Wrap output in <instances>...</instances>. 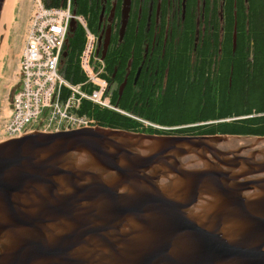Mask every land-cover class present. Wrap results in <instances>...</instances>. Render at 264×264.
<instances>
[{"label":"water","instance_id":"1","mask_svg":"<svg viewBox=\"0 0 264 264\" xmlns=\"http://www.w3.org/2000/svg\"><path fill=\"white\" fill-rule=\"evenodd\" d=\"M22 3L0 0V99ZM0 264H264V134L96 125L2 141Z\"/></svg>","mask_w":264,"mask_h":264},{"label":"trees","instance_id":"2","mask_svg":"<svg viewBox=\"0 0 264 264\" xmlns=\"http://www.w3.org/2000/svg\"><path fill=\"white\" fill-rule=\"evenodd\" d=\"M213 1L214 27L209 39L202 41L201 36L193 50L196 18L188 10L183 24L173 25L169 34L174 37L172 42L164 57L162 50L157 52L145 80L139 79L134 85L131 78L121 97L118 89L111 90L116 108L84 99L78 114L94 118L97 125L151 134H264V0H221L222 37L217 0ZM66 2L45 0L47 6L53 7L65 6ZM190 3L197 4L196 0ZM73 9L87 18L91 29L100 32L98 0H74ZM135 24L134 19L121 42L118 24L105 58L103 75L109 79L115 73L118 84L124 81L125 67L133 53L135 63L139 61L144 36L153 35V31L145 32V20L137 24L138 31ZM84 45L85 29L78 24L69 33L67 55L62 56L60 64V72L76 84L86 81L80 66ZM193 52L197 53L194 62L190 56ZM69 94L70 90L63 88V97Z\"/></svg>","mask_w":264,"mask_h":264},{"label":"built area","instance_id":"3","mask_svg":"<svg viewBox=\"0 0 264 264\" xmlns=\"http://www.w3.org/2000/svg\"><path fill=\"white\" fill-rule=\"evenodd\" d=\"M28 30L18 58V81L21 87L9 102L8 118L3 128L10 138L29 132H58L96 126L94 118L79 115L84 98L108 108L112 102L108 79L103 75L105 63L97 48L99 33L91 29L87 18L77 14L71 0L65 6H47L45 0H30ZM76 20L85 29V45L80 66L87 75L83 83H73L60 72L61 55L67 42L70 24ZM97 86L92 93L86 88ZM63 88L70 94L63 97ZM35 124H37L35 126Z\"/></svg>","mask_w":264,"mask_h":264},{"label":"flooded vegetation","instance_id":"4","mask_svg":"<svg viewBox=\"0 0 264 264\" xmlns=\"http://www.w3.org/2000/svg\"><path fill=\"white\" fill-rule=\"evenodd\" d=\"M196 3V5H192L191 3L189 4V0H131V9L129 12L127 26L129 27L130 25H132L134 19L137 22L138 26L140 21L145 20V32L150 33L151 31H153V35L148 38L144 36L143 53L141 54L139 61L135 63L134 53L130 60H128L125 67L124 81L121 84H118L116 82L115 73H112V75L108 79L109 85L111 86L112 90L118 89L119 96L121 97L127 83L130 81L131 78L133 80L132 83H134V85L138 83L139 79L144 78L145 80V75L147 74V72L153 69V64L157 52L162 50V57H164L166 49L172 42V39L174 37L169 36V34L172 33L175 21L177 20L181 23L184 22L186 20L188 10L190 15L195 14V9L199 7L201 3L204 11L207 6H210L209 0H196ZM98 4L101 6L99 25L100 35L103 34L104 36L108 31H111V39L107 49L105 50L104 47V38L98 44V53L101 55L105 54L104 57L106 58L107 52L109 50V47H111V43L114 38L112 37L114 30L118 29L119 23L121 25L123 0H98ZM221 17H223V15ZM201 18L205 20L204 13L202 14V17H198L195 19L196 30L193 50L197 48V45L199 43V26L201 23ZM137 24H135L136 31H138ZM127 26L126 28H128ZM163 31H165L166 33V35L164 36ZM122 40L123 37L120 36L118 38V42H121ZM190 56L191 61L194 62L197 57V53H190ZM167 76L168 70H166L165 76L163 77L164 85H166L167 83ZM123 84L125 85L123 87L122 92H120V88Z\"/></svg>","mask_w":264,"mask_h":264},{"label":"rangeland","instance_id":"5","mask_svg":"<svg viewBox=\"0 0 264 264\" xmlns=\"http://www.w3.org/2000/svg\"><path fill=\"white\" fill-rule=\"evenodd\" d=\"M221 0H217V17L219 19V34L220 37L223 35V25L220 21V16H222V9H221ZM72 3H74V0H71ZM213 0H209L210 6L206 7L205 11L203 10L202 3L199 7L195 9V18L202 17V14H205V20L201 18V23L199 26V41H201V36H202V41H206L209 39V37L212 34L213 27H214V17H213V9H214V4ZM67 3V2H66ZM66 5V4H65ZM30 0H23L20 15L18 18L17 22V27L13 39V44H12V50H11V55L8 63V67L6 69L4 79H3V85H2V91H1V99H0V142L6 141L10 138L11 136H6L3 128H1L5 121L6 118H8V107H9V102L12 101V98L14 94L19 90L21 87V83L18 81V76H17V71H18V58L20 56L21 52V47L23 40L25 39L26 32L28 30V20H29V12H30ZM80 15V14H79ZM83 15V14H82ZM178 21H175V24L178 26ZM74 31V30H73ZM71 31V32H73ZM70 32V33H71ZM100 33V32H99ZM236 39V38H235ZM67 43V42H66ZM65 43V45H66ZM64 52L66 54L64 55ZM67 55V50L63 49L62 55H61V60L60 64L62 62V56ZM99 56V61L98 63L101 64L100 59H103L104 63H106V60L104 59L105 57L101 54H98ZM110 92H111V86H110ZM37 124H35L36 126ZM150 126V124L145 123L144 126ZM148 133V132H147ZM170 134V133H169Z\"/></svg>","mask_w":264,"mask_h":264},{"label":"bare ground","instance_id":"6","mask_svg":"<svg viewBox=\"0 0 264 264\" xmlns=\"http://www.w3.org/2000/svg\"><path fill=\"white\" fill-rule=\"evenodd\" d=\"M82 69V68H81ZM82 71H83V73H84V75H85V77H86V80H87V75H86V73H85V71L82 69ZM97 88V86H94V85H91V87H89V88H86V91L88 92V93H92V91L94 90V89H96ZM84 99H86V98H84ZM83 99V100H84ZM82 100V101H83ZM89 100V99H88ZM91 101V100H90ZM81 104H82V102H81ZM81 106V105H80ZM80 109V107L79 108H76L75 109V111L77 112L78 110ZM78 113V112H77ZM83 128V127H82ZM79 129V128H78ZM22 137V136H21Z\"/></svg>","mask_w":264,"mask_h":264},{"label":"crops","instance_id":"7","mask_svg":"<svg viewBox=\"0 0 264 264\" xmlns=\"http://www.w3.org/2000/svg\"><path fill=\"white\" fill-rule=\"evenodd\" d=\"M22 45H23V43H22ZM22 48V47H21Z\"/></svg>","mask_w":264,"mask_h":264}]
</instances>
